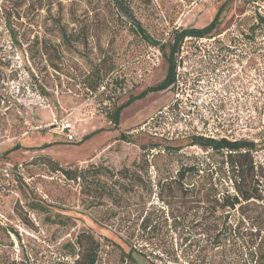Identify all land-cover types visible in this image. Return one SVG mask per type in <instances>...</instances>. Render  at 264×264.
Returning <instances> with one entry per match:
<instances>
[{"label":"rangeland","instance_id":"rangeland-1","mask_svg":"<svg viewBox=\"0 0 264 264\" xmlns=\"http://www.w3.org/2000/svg\"><path fill=\"white\" fill-rule=\"evenodd\" d=\"M218 9L210 35L181 43L175 83L141 95L166 74L172 32L203 27ZM259 15L264 0H0V264H83L91 240L99 245L95 264H132L124 256L131 247L138 264H186L171 259L179 238L157 192L181 164L205 155L193 135L257 142L264 194ZM97 68L105 80H124L117 104L136 96L117 123L106 116L112 102L102 88L85 86ZM150 143L159 147L145 157L140 145ZM125 168L139 177H122ZM65 169L89 171L81 180ZM206 204L178 217L177 227L205 228ZM256 209L250 218L233 212L239 259L196 236L192 264H264Z\"/></svg>","mask_w":264,"mask_h":264},{"label":"trees","instance_id":"trees-1","mask_svg":"<svg viewBox=\"0 0 264 264\" xmlns=\"http://www.w3.org/2000/svg\"><path fill=\"white\" fill-rule=\"evenodd\" d=\"M219 13L220 9L216 11L211 21L203 27L180 28L172 32L171 40L167 42L169 50L166 53V74L159 83L143 90L141 95L149 91L162 90L175 83L177 64L175 52H179L181 43L187 37L202 38L210 35V32L218 22ZM259 20L260 22L263 21L264 16L259 15ZM58 29L62 38L70 42V35L67 30L60 24H58ZM134 29L140 36L147 39L150 44H157L140 26L139 22H135ZM81 31L85 35L86 28ZM92 73L94 77L90 76L91 78L89 82L85 83V86L92 93L102 88L99 93H104L105 99H109L112 102V107L106 112V116L110 122L117 123L121 110L136 96L131 95L125 101L117 104V98H114V95L117 88H122L124 80L118 78L105 80L104 77L108 73L106 71L103 74L100 73L99 68L92 70ZM122 136L124 135L122 134ZM192 142L201 147L206 152L205 155L194 157L190 163L181 164L172 179L158 182L157 198L167 207L169 217L173 220V231L177 232L179 238L180 255L178 251L172 250L171 259L173 262L181 263L179 260L181 259L180 257H183L186 264H192V255L197 258L195 251H199V239L196 236H204L209 249L219 247L222 249L225 246L231 251L233 256L239 259L241 255V238L238 228L241 220L239 216L235 217L233 212H238L240 216L245 214L250 218L252 214L248 213H252L257 208L258 231L264 230V194L262 193L260 182L262 170L255 163L254 156V152L260 146L254 140L228 139L227 137L216 138L203 135H193ZM157 147H159L157 143L140 145L145 157ZM172 149L169 146L162 148V150L167 152L177 151ZM94 170L91 172H97ZM88 171V169H65L63 173L69 178H80L82 180L88 176ZM136 173L133 170L129 171L128 168L120 171L122 177H127L128 175L139 177ZM96 175L100 176L101 173L98 174L97 172ZM227 179L231 188L226 185ZM109 195L112 198L115 197L112 193ZM251 201H256L258 204ZM175 202H178L179 205L176 211L173 209ZM201 202L207 203L203 208L206 213L203 218L206 223L205 228L193 230L184 223L178 228V217L181 216L184 221L191 210L197 213ZM243 202L246 204L244 205ZM243 210L248 211L244 212ZM219 211L221 214L217 215ZM98 247V243L91 240L83 264H95ZM132 251L133 248H129L128 253L124 256L129 257L132 264H138L131 254Z\"/></svg>","mask_w":264,"mask_h":264},{"label":"flooded vegetation","instance_id":"flooded-vegetation-1","mask_svg":"<svg viewBox=\"0 0 264 264\" xmlns=\"http://www.w3.org/2000/svg\"><path fill=\"white\" fill-rule=\"evenodd\" d=\"M169 50V49H168ZM178 52H175V55L177 54Z\"/></svg>","mask_w":264,"mask_h":264},{"label":"built area","instance_id":"built-area-1","mask_svg":"<svg viewBox=\"0 0 264 264\" xmlns=\"http://www.w3.org/2000/svg\"><path fill=\"white\" fill-rule=\"evenodd\" d=\"M68 137H71L70 135Z\"/></svg>","mask_w":264,"mask_h":264}]
</instances>
